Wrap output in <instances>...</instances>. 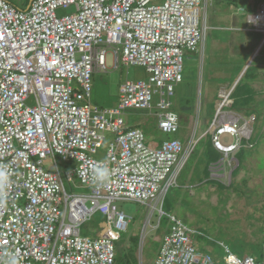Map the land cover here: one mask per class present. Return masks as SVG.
Returning a JSON list of instances; mask_svg holds the SVG:
<instances>
[{"label": "built area", "instance_id": "built-area-1", "mask_svg": "<svg viewBox=\"0 0 264 264\" xmlns=\"http://www.w3.org/2000/svg\"><path fill=\"white\" fill-rule=\"evenodd\" d=\"M203 1L30 0L24 8L0 0V163L13 169L8 203L0 212V264H9L13 254L15 264H115L116 242L130 223L116 201L155 203L160 217L165 213L164 196L178 185L197 140L193 136L189 148L177 137L153 146L123 114L156 108L159 129L178 133L181 117L171 97L184 79L186 52L199 50L205 40ZM73 5L75 11L58 15L59 7ZM249 18L264 32V2ZM110 48L114 67L141 65L149 77L122 81L118 103L102 108L90 101L92 76L107 68ZM233 89L220 88L205 132L225 153L251 138L255 119L231 109ZM30 96L34 104L26 102ZM108 133L113 138L106 142ZM223 133L235 141L223 143ZM101 147L105 158L96 156ZM57 154L75 164L61 170ZM50 157L52 169L45 166ZM98 162L112 170L102 185L90 180ZM75 179L88 190L69 192L64 180ZM97 212L106 216L104 227L96 236L83 235L81 225ZM167 214L170 230L153 264H219L196 245V229ZM223 245L226 264H264V255L239 256Z\"/></svg>", "mask_w": 264, "mask_h": 264}, {"label": "rangeland", "instance_id": "rangeland-1", "mask_svg": "<svg viewBox=\"0 0 264 264\" xmlns=\"http://www.w3.org/2000/svg\"><path fill=\"white\" fill-rule=\"evenodd\" d=\"M11 1L20 7L25 4V0ZM263 2L264 0H204L200 6L199 16L201 26H204L203 21L208 26L205 29V40L199 50L186 52L184 79L176 84V92L171 97L174 109L178 113L181 111L180 117H183L180 118V130L174 134L165 133L159 129L155 108L152 110L127 109L123 116L128 120V124L142 128L147 135H156V138L159 137L158 142L177 137L183 141L186 148H189L193 136L196 138L199 135V139L206 137L205 131L209 130V122L220 99L218 97L220 85L227 82L234 83L241 71L243 72L238 80L244 78L247 70L249 73L256 72L259 56L255 51L259 45L264 49L263 31L235 28L232 20H237L234 23L240 27L252 26L253 23L247 20L248 14L258 11ZM204 7L207 9L206 20H204L206 10ZM242 7L244 11L240 10ZM73 11H75L74 5L57 9L60 16ZM106 62L105 70H96L93 73L90 96V101L102 108L114 107L118 103L119 86L122 81L149 77V72L141 65L120 63L118 67H114L112 48L107 51ZM243 82H245L244 79L241 83ZM252 85L256 89L255 94L246 107L257 108L259 111L257 113L253 110L247 114L246 110H243L244 112L240 111V113L247 120L255 118L251 124L252 127L250 126L253 147L252 143L246 142V154L242 167L237 173L235 170L240 164L238 153L236 154L238 150L229 153L223 151L221 158L209 167L211 172L209 178L222 182L226 188L206 180L192 184L187 180L185 184L184 178L191 180L199 163L197 159H193L179 174L178 185L173 184L165 194L163 199L165 213L161 217L159 210L153 208L155 203L148 205L135 200H117L118 208L130 216V223L128 230L122 232V238L116 242V256L127 250L125 243L130 245L133 237L139 235V244L135 253L136 264H153L159 252L162 237L170 230L171 219L167 213L177 215L191 228L206 232L207 237H200L199 233L193 232L195 243L202 250L211 252L221 264H226L224 256L227 252L223 243L239 256L252 253L259 257L262 254L264 244V82L256 80L252 81ZM158 98V95H154L153 102L156 103ZM26 102L34 104V96H30ZM111 138L113 135L108 133L106 142ZM221 138L226 144L235 141V136L229 133H223ZM204 150L205 147H203ZM96 156L105 158L106 147L99 148ZM206 156L208 157V152ZM56 160L63 171L75 164L73 161L66 162L58 154ZM45 166L48 169L54 168L55 159L53 157L46 159ZM75 181L70 183L64 180L69 192L88 190L81 186L78 179ZM181 183L184 185L182 186ZM105 220L106 216L97 212L81 225V233L90 236L98 235L105 225ZM121 242L123 247H119Z\"/></svg>", "mask_w": 264, "mask_h": 264}, {"label": "trees", "instance_id": "trees-1", "mask_svg": "<svg viewBox=\"0 0 264 264\" xmlns=\"http://www.w3.org/2000/svg\"><path fill=\"white\" fill-rule=\"evenodd\" d=\"M29 1L30 0H25L24 2H25V4H27V3H29ZM11 2H13V1H11ZM254 73L255 72L249 73L247 70L245 75H244V78H243L245 82L241 83V81L243 79L239 80L237 82V84L235 85V87L233 89V93H232V96L234 97V102L232 103L231 107H234L235 109H240V108L248 106L250 104V102L253 100V97L255 94V89L250 85V83L248 81L253 77ZM218 97H219V95H218ZM246 108H247V111H246L247 114H250L251 111L253 112V110H257V108H255V109H249L248 107H246ZM215 110H216V108H215ZM215 110H214V113H215ZM130 126H133V125H130ZM206 135H207L206 137H202L200 139H199V137H200L199 135L196 136V138H195V140H197L196 145L194 146L193 150L189 154V156L187 158V160L188 159L189 160H188V162L186 160L187 163L185 162L186 164L184 165L182 170L185 168V166L187 167L189 165L188 164L189 161H192L193 159L194 160L197 159V162H199V163H197V165H196V169L194 171L195 173L192 175L193 177L191 178V180L186 179V177L185 178L183 177L184 182L189 180L190 184H192L194 182H203L206 180V181L216 182V183H218V185L221 188H226V185L223 184L222 182L215 181L214 179L209 178L210 174H211L210 168H209L210 164L219 160L222 156V152L214 146L211 133H208ZM246 142L252 143L254 145V141L252 140V137L249 139L243 138L242 143H241L240 147L238 148V151L236 152V154L238 153V158H239L240 164H239L238 168L235 170V173H237L240 170V168L242 167L243 159H244V156L246 154L245 149H247L246 148L247 147ZM253 145H252V147H253ZM203 147H205L204 151H203ZM199 150H200V152H199ZM207 152H208V157L206 156ZM204 153H205V155H204ZM182 170H181V172H182ZM181 172H180V174H181ZM185 184H186V182H185ZM183 185L184 184H182V186ZM197 233H199L198 235H200V237H203V236L207 237L208 236L207 233L201 229L200 230L197 229ZM138 244H139V235H136L135 237H133L130 245L125 243L127 250L122 251L121 255L116 256L115 264H119V263L136 264L137 256L135 253H136V248H137ZM119 247H123L122 242L119 244ZM263 255H264V244L262 246V254L257 258L261 259L263 257ZM219 264H221V263H219Z\"/></svg>", "mask_w": 264, "mask_h": 264}, {"label": "clouds", "instance_id": "clouds-1", "mask_svg": "<svg viewBox=\"0 0 264 264\" xmlns=\"http://www.w3.org/2000/svg\"><path fill=\"white\" fill-rule=\"evenodd\" d=\"M238 148L234 151H237ZM223 150L225 151L227 149ZM223 150L220 151L223 152ZM111 171L112 170L107 163L98 162L92 167L90 180L93 184L102 185L110 179ZM12 175L13 169L11 168V166L8 164L0 163V212L5 209L8 203V189L10 188ZM9 264H15V254L10 257Z\"/></svg>", "mask_w": 264, "mask_h": 264}, {"label": "crops", "instance_id": "crops-1", "mask_svg": "<svg viewBox=\"0 0 264 264\" xmlns=\"http://www.w3.org/2000/svg\"><path fill=\"white\" fill-rule=\"evenodd\" d=\"M28 6V3L27 4H25L23 7L25 8V7H27ZM205 8V7H204ZM206 9V8H205ZM241 11H244L245 9H244V7H242L241 9H240ZM206 11H207V9L205 10V17H204V20H206L205 18H206V16H207V13H206ZM249 15L250 14H248V21H250V18H249ZM235 21V20H234ZM234 21L232 20V23H233V26L235 27V28H242V29H246V30H252V29H254V27H253V25L252 26H249V25H247L246 27H240V26H238L237 24H235L236 22H237V20L235 21V23H234ZM251 22V21H250ZM206 23V22H205ZM204 26H206V27H208L207 26V23H206V25H204ZM206 29V28H205ZM205 36H206V33H205ZM261 47V45H259L258 47H257V49H256V51L255 52H257V56H259V58L257 59V64H256V72L254 73V75H253V77L248 81L249 83H250V85L253 87V85H252V81H256V80H260L261 82H264V49H262V48H260ZM262 49V50H261ZM254 52V53H255ZM242 72L243 71H241L240 72V74L238 75V77L235 79V81H234V83H226V84H222V85H220V87H219V90H220V88H227V89H229V88H234L235 87V85L237 84V82L239 81L238 79H239V77H241V75H242ZM261 75H262V77H261ZM120 87V86H119ZM254 89H255V87H253ZM219 90H218V93H219ZM256 90V89H255ZM233 97V96H232ZM233 102H234V97H233ZM218 103V102H217ZM216 107H217V104H216ZM231 109L234 111V112H236V113H238L239 115H241L242 116V118H244V116H243V114L242 113H240V111L241 112H244L243 110H246L247 111V109L245 108V107H243V108H240V109H235L234 107H231ZM216 111V110H215ZM257 111V110H256ZM259 111V110H258ZM258 111H257V113H258ZM180 113V115H181V111L179 112ZM213 117V116H212ZM198 118H199V116H198ZM250 119V118H249ZM211 120H212V118H211ZM211 122V121H210ZM210 122H209V125L208 126H210ZM130 125V124H129ZM207 131V130H206ZM205 131V132H206ZM205 134H208V133H205ZM147 137H148V142L150 143V144H152L153 146H158L160 143H161V141L160 142H158L157 141V139L159 138L158 136V138H156V135H147ZM193 138V137H192ZM157 143H159L158 145H156Z\"/></svg>", "mask_w": 264, "mask_h": 264}, {"label": "water", "instance_id": "water-1", "mask_svg": "<svg viewBox=\"0 0 264 264\" xmlns=\"http://www.w3.org/2000/svg\"><path fill=\"white\" fill-rule=\"evenodd\" d=\"M29 5V4H28Z\"/></svg>", "mask_w": 264, "mask_h": 264}]
</instances>
